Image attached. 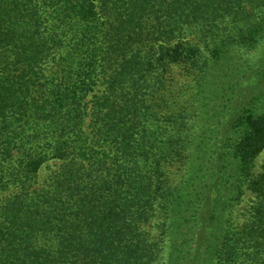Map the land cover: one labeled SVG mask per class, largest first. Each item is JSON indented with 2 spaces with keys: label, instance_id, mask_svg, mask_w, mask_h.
<instances>
[{
  "label": "trees",
  "instance_id": "1",
  "mask_svg": "<svg viewBox=\"0 0 264 264\" xmlns=\"http://www.w3.org/2000/svg\"><path fill=\"white\" fill-rule=\"evenodd\" d=\"M263 150L264 0H0V264H264Z\"/></svg>",
  "mask_w": 264,
  "mask_h": 264
},
{
  "label": "rangeland",
  "instance_id": "2",
  "mask_svg": "<svg viewBox=\"0 0 264 264\" xmlns=\"http://www.w3.org/2000/svg\"><path fill=\"white\" fill-rule=\"evenodd\" d=\"M62 162L61 161H45L42 166L39 168L37 172V177H36V186L37 185H42L43 182L46 180V178L53 172L57 171L61 168ZM264 165V150L263 152L256 158L255 161V170L254 172L257 173L261 170V167ZM176 170V168H175ZM178 170H176L177 172ZM253 195H251L248 191H246L242 197L241 202L238 204L234 205L231 208V215L235 218L237 223H243L247 216H248V211L249 208L252 205L253 202ZM158 221L156 219L152 220L146 227L145 229L152 233L155 234L154 231V226L156 225ZM163 264V263H162Z\"/></svg>",
  "mask_w": 264,
  "mask_h": 264
}]
</instances>
